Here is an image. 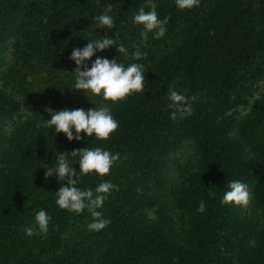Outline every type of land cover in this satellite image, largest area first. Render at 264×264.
I'll list each match as a JSON object with an SVG mask.
<instances>
[{
	"label": "trees",
	"instance_id": "trees-1",
	"mask_svg": "<svg viewBox=\"0 0 264 264\" xmlns=\"http://www.w3.org/2000/svg\"><path fill=\"white\" fill-rule=\"evenodd\" d=\"M140 7L168 18L163 38L142 39ZM104 14L112 28L98 26ZM105 36L129 55L110 47L85 63L143 64L144 92L113 103L76 91L73 50ZM137 45L147 55L133 60ZM0 71V264H264V96L237 111L264 77V0H200L183 10L175 0H0ZM169 89L195 97L190 116L171 118ZM104 105L119 122L107 141L84 133L69 141L48 127V108ZM20 108L27 117L7 130ZM186 141L193 156L174 182L173 153ZM84 147L120 155L110 174L77 184L117 186L97 209L110 220L101 231L88 230L87 209L57 205L64 181L45 179L64 153L79 176L71 152ZM232 181L250 186L251 208L222 203ZM41 209L51 217L48 232L28 236Z\"/></svg>",
	"mask_w": 264,
	"mask_h": 264
},
{
	"label": "clouds",
	"instance_id": "clouds-1",
	"mask_svg": "<svg viewBox=\"0 0 264 264\" xmlns=\"http://www.w3.org/2000/svg\"><path fill=\"white\" fill-rule=\"evenodd\" d=\"M178 8L191 9L199 6L200 0H175ZM100 28H112L114 25L113 18L110 15H100L95 17ZM134 23L142 25L144 31L141 32L142 39H147L150 32H155L154 39H160L165 36L167 31L165 25L168 18L163 21L158 18L155 10L145 11L140 7L134 16ZM110 47H116L119 54L128 56V49L123 45H117V41L113 38L105 36L99 40L88 41L87 45L80 49L73 50L70 59L77 65L74 70L76 91L90 92L95 96H102L103 100L113 103L123 101L134 93H141L145 90V71L144 65L140 63H131L125 66L118 60H109L107 58L97 57L89 68L85 61L90 60L97 50L103 51ZM147 53L141 52L139 46H135V51L131 54L133 60L145 58ZM83 69V70H82ZM168 98L171 101L169 107L173 109L171 118L173 120L185 118L192 114L191 101L195 97H187L185 94L169 89ZM47 111L51 115V119L47 120L48 127H54L56 133H63L69 141L81 140V133L86 137L95 136L96 139L107 141L111 135L119 129V122L113 117L107 105L99 108L75 110H62L54 112L51 108ZM75 130V136L73 135ZM72 156L79 155V176L70 166L65 153L60 154L56 167L45 168V179L56 176L60 184L56 196L57 205L61 209L69 210L74 213H83L87 209L93 217V222L87 225L89 231H101L110 224V220L103 218V213L97 209L102 208L107 196L117 186L110 181L100 183L95 190H81L77 187L80 176L89 175L91 173L99 176H107L110 174L112 167L120 160L119 153L112 154L110 151L102 148H87L73 150ZM229 191H226L222 203H234L239 206L247 207L252 200V193L247 184L240 181H232L228 184ZM118 190V189H117ZM210 195H215L210 193ZM199 212L205 211L204 201L200 202ZM51 217L48 213L41 209L35 215V225L24 229L28 236L34 234H47ZM38 227V232H37Z\"/></svg>",
	"mask_w": 264,
	"mask_h": 264
},
{
	"label": "rangeland",
	"instance_id": "rangeland-1",
	"mask_svg": "<svg viewBox=\"0 0 264 264\" xmlns=\"http://www.w3.org/2000/svg\"><path fill=\"white\" fill-rule=\"evenodd\" d=\"M10 48L8 47L7 50L4 52V58L6 63L9 62L10 60V54H9ZM1 73V71H0ZM0 87H1V81H0ZM264 96V77L256 82L250 89L249 95L247 98V103L244 106H238L237 111L239 115L244 114L249 107L259 98ZM58 112V111H54ZM28 115V112L20 108L16 114L13 115L12 119L7 122L6 129L9 130L11 126L26 118ZM193 156V151L192 147L189 141H186L183 143V145L173 153V159H172V166L169 169V173L171 178L173 179L174 182H176L179 177L184 173L190 166L189 161L192 159ZM249 190H250V186ZM244 209H249L251 208V202L247 207H243Z\"/></svg>",
	"mask_w": 264,
	"mask_h": 264
}]
</instances>
